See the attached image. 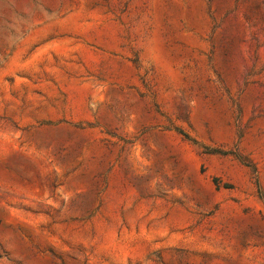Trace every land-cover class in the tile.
Listing matches in <instances>:
<instances>
[{
  "label": "rangeland",
  "instance_id": "rangeland-1",
  "mask_svg": "<svg viewBox=\"0 0 264 264\" xmlns=\"http://www.w3.org/2000/svg\"><path fill=\"white\" fill-rule=\"evenodd\" d=\"M0 264H264V0H0Z\"/></svg>",
  "mask_w": 264,
  "mask_h": 264
}]
</instances>
